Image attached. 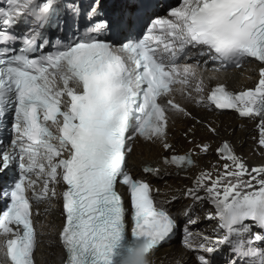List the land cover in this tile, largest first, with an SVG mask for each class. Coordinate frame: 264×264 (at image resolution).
Segmentation results:
<instances>
[{
  "label": "snow or ice",
  "instance_id": "obj_1",
  "mask_svg": "<svg viewBox=\"0 0 264 264\" xmlns=\"http://www.w3.org/2000/svg\"><path fill=\"white\" fill-rule=\"evenodd\" d=\"M6 4L0 7V131H10L12 139L7 146L0 140V172L18 165L19 173L2 193L10 204L0 214V264H35L43 233L34 216L41 204L44 213L51 211L54 200L62 201L64 264H127L138 245L153 250L169 238L178 223L165 205L178 197L158 200L160 190L135 178L126 158L140 137L173 151L162 158L164 165L178 172L196 167L191 152L175 154L167 142L172 115L193 118L176 93L256 120L257 144L264 149V0H181L156 17L153 0L107 7L105 0H92L87 8L75 0ZM67 18L75 35L52 42L46 30L63 31ZM21 22L29 27L17 35L13 29ZM191 57L196 65L180 63ZM200 57L221 69L254 58L258 80L239 92L223 83L209 88L197 71ZM197 147L211 150L208 143ZM216 152L222 170L201 169L178 190L192 201L184 210L182 244L198 253L199 264H212L224 247L229 264H264V164L250 167L228 141ZM160 171L143 167L154 176ZM118 182L131 198L130 235ZM205 201L213 206L205 218L218 221L211 236L192 230L198 223L193 209Z\"/></svg>",
  "mask_w": 264,
  "mask_h": 264
},
{
  "label": "bare ground",
  "instance_id": "obj_2",
  "mask_svg": "<svg viewBox=\"0 0 264 264\" xmlns=\"http://www.w3.org/2000/svg\"><path fill=\"white\" fill-rule=\"evenodd\" d=\"M203 60L199 61L197 71L198 74H203L205 84L209 88L223 83L229 91L239 92L253 88L258 80L259 64L251 62L246 63L243 67L244 69L236 67L218 71L211 63L204 65ZM180 63L196 65L197 61L182 59ZM175 95L180 103L186 105L187 110L191 112L193 118L172 115L170 118L171 137L168 143L173 146L175 154L184 155L191 152L196 162V167L187 170V172H178L174 166L164 165L162 158L171 156L173 151L164 150L159 142L150 144L142 142L140 145H137L126 163L128 168L137 175H142V169L146 164L159 168L161 170L159 176L150 177L153 189L160 190L157 199L170 201L172 195L178 197L175 202L168 203L167 205L170 206L178 218L177 220L182 231L175 240L160 246L156 250H151L149 256L150 264H176L178 259L182 260V264H199L198 253L188 250L182 244L183 229L187 223L184 210L185 206L191 204L192 201L185 199L178 190L185 186H190L192 184V177L201 169H212L214 171L215 168H220L222 170L223 161L217 155L216 149L224 140H229L232 143L235 153L244 158L250 167L264 164V149H261L257 144L259 132L256 120L242 118L235 110H229L228 112L231 113L228 114L221 113L219 110L209 109L187 101L179 93ZM207 125L216 128V133L210 132ZM189 139L192 140V143H189ZM201 143L210 144L211 150L208 153L200 152L197 146ZM0 190H2L1 184ZM203 195L204 193H201V196ZM206 202L197 203L193 209V216L194 218H198L199 224L194 229L192 228V230L211 236L214 234V229L217 226H215L213 221L210 223L205 220L206 214L213 211L211 203ZM55 205L58 207L53 205L51 211L46 215V227L41 241L39 264H64L66 257L65 250L59 240V232L63 226L61 209L56 201ZM0 207H2V202H0ZM209 229L211 233H208ZM222 234L223 232L221 231ZM193 252L197 253V256H194ZM224 258V261H229L230 250L224 254Z\"/></svg>",
  "mask_w": 264,
  "mask_h": 264
},
{
  "label": "clouds",
  "instance_id": "obj_3",
  "mask_svg": "<svg viewBox=\"0 0 264 264\" xmlns=\"http://www.w3.org/2000/svg\"><path fill=\"white\" fill-rule=\"evenodd\" d=\"M151 249H146L143 244L138 245L127 264H150Z\"/></svg>",
  "mask_w": 264,
  "mask_h": 264
},
{
  "label": "rangeland",
  "instance_id": "obj_4",
  "mask_svg": "<svg viewBox=\"0 0 264 264\" xmlns=\"http://www.w3.org/2000/svg\"><path fill=\"white\" fill-rule=\"evenodd\" d=\"M244 69V68H243ZM218 71H220V70H218ZM227 112V113H226ZM221 113H225V114H228V113H231V112H228V111H223V112H221ZM190 139H192V138H190ZM190 139H189V143H192V142H190ZM207 203V202H206ZM166 206H169V205H165V207ZM170 207V206H169ZM2 209V207H0V210ZM172 210V209H171ZM178 219V218H177ZM205 220H207L208 222H210V223H212V221H213V223L215 224V226H217V223H218V221L217 220H209V219H205ZM205 220H203V221H205ZM202 221V220H201ZM197 224H199V223H197ZM197 224H195L194 225V227H193V229L197 226ZM208 233H211V230L209 229V232ZM221 234V233H220ZM196 254V255H195ZM193 255L194 256H197V253H194L193 252ZM222 256H223V254L221 253V254H219V258H222ZM219 260H221V259H219Z\"/></svg>",
  "mask_w": 264,
  "mask_h": 264
},
{
  "label": "water",
  "instance_id": "obj_5",
  "mask_svg": "<svg viewBox=\"0 0 264 264\" xmlns=\"http://www.w3.org/2000/svg\"><path fill=\"white\" fill-rule=\"evenodd\" d=\"M6 206V202L5 203H3V207H5ZM171 211V213L175 216V213L173 212V210H170ZM176 217V216H175Z\"/></svg>",
  "mask_w": 264,
  "mask_h": 264
}]
</instances>
